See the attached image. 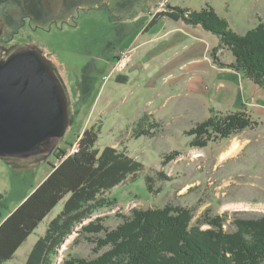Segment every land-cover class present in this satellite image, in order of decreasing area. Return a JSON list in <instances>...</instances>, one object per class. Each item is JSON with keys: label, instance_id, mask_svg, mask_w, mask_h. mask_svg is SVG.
Wrapping results in <instances>:
<instances>
[{"label": "rangeland", "instance_id": "rangeland-1", "mask_svg": "<svg viewBox=\"0 0 264 264\" xmlns=\"http://www.w3.org/2000/svg\"><path fill=\"white\" fill-rule=\"evenodd\" d=\"M75 1L9 0L0 5V57L22 48L46 54L63 82L73 117L48 156L32 152L0 157V224L92 126L100 129V151L106 146L124 149L145 170L108 192L106 203L83 225L102 221L115 228L134 208L166 204L190 207L193 224L205 213H228L227 230L234 229L236 217L263 215L264 87L231 66V49L202 25L164 17L151 31L144 29L154 13L170 6L197 11L212 6L242 35L264 22V0H139L131 12L120 9L118 0L74 10ZM30 2L38 17L23 11ZM119 75L127 81H118ZM238 111L256 124L204 147L191 145L192 128L212 114ZM66 199L3 264L26 263ZM81 227L67 238L53 264H63L69 256H97L95 243L79 233Z\"/></svg>", "mask_w": 264, "mask_h": 264}, {"label": "trees", "instance_id": "trees-1", "mask_svg": "<svg viewBox=\"0 0 264 264\" xmlns=\"http://www.w3.org/2000/svg\"><path fill=\"white\" fill-rule=\"evenodd\" d=\"M8 1L0 0V5ZM105 1L77 0L74 10L85 4H100L101 7ZM139 2L118 0V6L131 12ZM22 9L27 16L38 17L31 2L28 10ZM164 17L202 25L215 33L235 57L231 66L264 87V22L241 35L212 6L197 11L175 5L154 13L144 30H152ZM1 37L0 32V41ZM117 79L127 81L123 75ZM254 124L245 112L224 116L215 113L189 131V135L195 137L191 145L204 147L210 140L230 138ZM99 133L98 127L87 128L78 137L76 149L53 164L47 177L3 220L0 224V264L14 258L30 234L66 197L63 209L36 240L25 264H53L67 238L81 224L79 233L95 243L93 251L97 256L91 259L69 256L63 264H264V214L248 219L236 217L231 221L234 229L227 230L224 225L229 220L228 213L214 216L205 213L193 224L194 214L190 207L166 204L134 208L128 217L122 216L124 220L115 228L109 229L102 221L83 225L98 206L106 203L108 192L145 170L144 163L124 149L106 146L100 151L97 147ZM55 140L45 143L37 156L51 154L57 147ZM146 181L152 190L151 177L147 176ZM205 224L209 226L203 228Z\"/></svg>", "mask_w": 264, "mask_h": 264}, {"label": "water", "instance_id": "water-1", "mask_svg": "<svg viewBox=\"0 0 264 264\" xmlns=\"http://www.w3.org/2000/svg\"><path fill=\"white\" fill-rule=\"evenodd\" d=\"M54 67L36 48L0 57V157L37 153L66 134L73 117Z\"/></svg>", "mask_w": 264, "mask_h": 264}, {"label": "bare ground", "instance_id": "bare-ground-1", "mask_svg": "<svg viewBox=\"0 0 264 264\" xmlns=\"http://www.w3.org/2000/svg\"><path fill=\"white\" fill-rule=\"evenodd\" d=\"M236 145H238V144L236 143L234 148H237V147H238V146H236Z\"/></svg>", "mask_w": 264, "mask_h": 264}, {"label": "crops", "instance_id": "crops-1", "mask_svg": "<svg viewBox=\"0 0 264 264\" xmlns=\"http://www.w3.org/2000/svg\"><path fill=\"white\" fill-rule=\"evenodd\" d=\"M176 22H178V21H176ZM151 31V30H150Z\"/></svg>", "mask_w": 264, "mask_h": 264}]
</instances>
